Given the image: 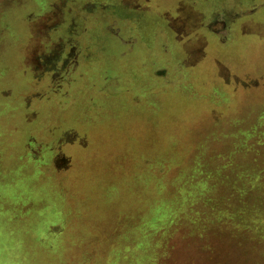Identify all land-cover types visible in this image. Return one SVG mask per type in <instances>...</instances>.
<instances>
[{"label":"rangeland","instance_id":"1","mask_svg":"<svg viewBox=\"0 0 264 264\" xmlns=\"http://www.w3.org/2000/svg\"><path fill=\"white\" fill-rule=\"evenodd\" d=\"M143 1L0 0V264H264V0Z\"/></svg>","mask_w":264,"mask_h":264},{"label":"trees","instance_id":"2","mask_svg":"<svg viewBox=\"0 0 264 264\" xmlns=\"http://www.w3.org/2000/svg\"><path fill=\"white\" fill-rule=\"evenodd\" d=\"M33 134H35V133H33ZM39 135V134H38ZM34 136L35 135H33V138H34ZM35 137H37V136H35ZM40 138H42V140L44 139V140H46V143H48L50 140H51V137H49V135H48V133H46L45 134V137L44 136H39ZM33 138L32 139H29L28 140V142L30 141V142H32V140H33ZM35 139V138H34ZM66 143H68V142H66ZM85 146H86V144H85ZM66 147V146H65ZM35 151L34 149H32V147H31V144L30 143H28L27 144V147H26V150L24 151V153H25V158H26V155L29 153L30 155H31V152L30 151ZM34 156H35V158H33V160H32V162H33V165L31 166V169L32 170H30V171H32L33 172V174H35L36 172H37V170H38V167H37V165H35V163L36 162H38V160H40L39 159V157H38V155L37 154H34ZM47 159V163L50 165V167H48L47 169H46V171L48 172V170L50 171V173H52L54 170L56 171V173H55V171L53 172V173H55L54 174V176H56L57 174H58V172H61L60 170V168H59V165H61V166H63V165H65V164H70L69 165V167H71V158H69L68 156H66V154H63L61 151H59V152H56V153H54L53 155H51L50 153H48V156L47 155H44V157L41 159L43 162L45 161ZM52 165V166H51ZM56 165L58 166L57 168H56ZM55 168V169H53V168ZM68 169H70V168H68ZM39 171V170H38ZM69 171V170H68ZM49 173V172H48ZM52 173V174H53ZM64 173V172H63ZM63 173L61 174V175H63ZM56 229V230H55ZM54 230L55 231H60V228L59 227H57V228H55ZM6 257V256H5ZM2 258V257H1ZM7 263V262H6ZM137 264H141V262H140V259L138 258V261H137Z\"/></svg>","mask_w":264,"mask_h":264},{"label":"crops","instance_id":"3","mask_svg":"<svg viewBox=\"0 0 264 264\" xmlns=\"http://www.w3.org/2000/svg\"><path fill=\"white\" fill-rule=\"evenodd\" d=\"M176 1V0H175ZM172 3H173V1L169 4V5H167L166 7H168V6H170L171 5V8L169 9V10H167V11H171L172 9H173V6H172ZM175 6H176V4H174V9L173 10H175ZM181 9H183V6L181 7ZM180 9V10H181ZM191 11H192V8H191ZM170 15V14H169ZM173 23H175V21L173 22ZM172 23V24H173ZM173 27H174V29L177 31L176 33H178L179 35H178V38L179 39H181L179 36H182V34H181V32H182V30H183V26H181L179 23H178V21H177V23H175L174 25H173ZM199 27H200V25H199ZM199 27H197V29L199 28ZM200 41L197 43V44H199L198 46H196L195 45V42L194 43H190V45L191 46H195L196 47V56L198 55V54H200V53H202L203 51H204V46H203V43H202V41H203V39H202V37L200 36ZM194 41H196V40H194ZM69 165L70 164H65V165H63V166H61V165H59V168L61 169L60 171L61 172H58V174L57 175H61L63 172H68V168H71V167H69ZM58 166L56 165V168H57ZM56 175V176H57Z\"/></svg>","mask_w":264,"mask_h":264},{"label":"flooded vegetation","instance_id":"4","mask_svg":"<svg viewBox=\"0 0 264 264\" xmlns=\"http://www.w3.org/2000/svg\"><path fill=\"white\" fill-rule=\"evenodd\" d=\"M125 1H127V0H125ZM142 1H143V0H142ZM129 2H130V4H135V3H132L133 1H132V2L129 1ZM144 2H145V1H143V3H144ZM77 10H78V9H77ZM70 11L73 12V10H70ZM200 15L202 16L203 21H205V18H206L205 15H204V14H200ZM206 15H207V13H206ZM207 16H208V15H207ZM210 18H212V17L210 16ZM84 19H85V18H84ZM203 21H201V22L203 23ZM201 22H200V26H201V24H202ZM214 24H215V23H214ZM198 39H199V38L196 39L197 42H198ZM56 57H57V56H56ZM43 61H44V60H43ZM36 133H38V132H36ZM45 134H46V132H45L44 135H42V136L45 137Z\"/></svg>","mask_w":264,"mask_h":264}]
</instances>
